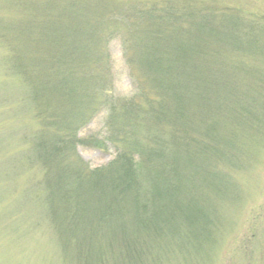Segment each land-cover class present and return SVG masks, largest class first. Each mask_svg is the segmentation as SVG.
I'll use <instances>...</instances> for the list:
<instances>
[{"label":"rangeland","instance_id":"1","mask_svg":"<svg viewBox=\"0 0 264 264\" xmlns=\"http://www.w3.org/2000/svg\"><path fill=\"white\" fill-rule=\"evenodd\" d=\"M79 1L66 0L64 4L76 6ZM140 1L87 0L86 8L80 11L86 10L87 19L79 23L72 16L64 21L66 28L61 35L76 31L71 38L92 49L87 52V61L95 66L103 64L106 86L114 96L130 95L133 83L120 39L109 38L111 26L106 29L102 13L126 9ZM203 1L216 12L212 22L216 34L203 30L210 38L199 47L203 52L208 45L209 64L215 65L211 69V87L202 85L211 95L202 103V109L195 107L199 114L186 116L193 124L187 122L183 134L188 137L189 157L197 147L201 151L206 132L225 142L221 155L191 162L182 173V201L188 203L186 212L190 213L188 206L193 205L190 214L197 225H188L176 231L175 236L165 234L148 240L145 246L137 245L141 247L137 258L126 255L123 246L113 243L110 253L103 251L101 264H264V0ZM51 4L56 6V0ZM66 9L75 13L74 7ZM47 20L41 12V0H0V264L84 262L76 252L79 231L61 236L57 227V221L63 220L70 229L74 205H69V201L74 202L75 197L59 192L53 197V180L46 181V167L37 159V133L46 121L43 114L38 115V105L44 95L38 89L35 94L29 82L31 69L27 68L26 53L36 48L33 40L43 37L42 25L45 22L49 26ZM116 34H122L120 28ZM84 60L79 57L76 62ZM191 88L187 85L186 91ZM226 93L231 100H227ZM215 102L224 112L220 115L225 121L220 123L219 113L215 119L204 112L208 104ZM200 103L195 101L192 105ZM53 105H59L58 101ZM107 114L106 106H102L77 136L102 134ZM74 153L88 168L104 166L114 156L113 149L79 145ZM55 164L50 162L49 168ZM64 175L66 180L59 186L68 185V176ZM86 213L81 222H86L84 228L89 229L100 215L93 206H88ZM91 262L95 264V260Z\"/></svg>","mask_w":264,"mask_h":264},{"label":"trees","instance_id":"2","mask_svg":"<svg viewBox=\"0 0 264 264\" xmlns=\"http://www.w3.org/2000/svg\"><path fill=\"white\" fill-rule=\"evenodd\" d=\"M52 1L41 0V12L50 20L49 26L43 23V37L33 40L36 48L26 55L27 68L31 69L29 82L34 91L41 90L44 95L38 105V115L43 114L46 121L37 133V159L46 167V181L53 180L52 196L72 193L75 197L74 202L69 201V205H74L70 229L62 220L57 221L58 230L61 236L79 231L76 252L83 264L92 263L91 260L101 264L104 252L110 253L113 243L123 246L131 258L140 257L138 250L148 240L165 234L175 236L176 231L197 225L190 214L193 205L189 204L190 213L186 212L188 203L182 201V173L189 163L221 155L225 140L211 138L206 132L201 151L197 147L189 157L188 137L183 134L184 125L193 124L186 116L199 114L195 107L202 109V103L211 95L207 89L211 87V69L215 65L209 64L208 45L203 52L199 47L210 38L203 30L216 34L212 25L216 12L203 0H141L126 9L103 12L106 29L111 26L109 38L120 39L133 83L130 95L114 96L106 86L103 64L95 66L87 61V52L92 49L71 38L76 31L61 35L68 17L76 16L79 23L88 18L86 10L80 12L86 8L87 0H76V6L69 5L74 0L67 4L66 0H56V6H52ZM66 7H74L75 13ZM55 8L60 12L55 13ZM119 28L121 35L116 34ZM79 57L85 60L77 64ZM187 85L191 90L186 91ZM226 97L231 100L228 93ZM54 99L59 105H53ZM195 101L201 103L192 105ZM102 106L108 113L103 135L78 137V130ZM220 108L215 102L208 104L204 112L208 118L219 113L220 123L225 121ZM49 120L52 122L47 123ZM76 145L113 149L114 156L104 166L88 168L74 153ZM69 155L70 164L66 166ZM52 161L56 164L49 168ZM64 173L68 185L59 186L66 180ZM88 206L97 209L100 216L86 229V222L81 221Z\"/></svg>","mask_w":264,"mask_h":264}]
</instances>
